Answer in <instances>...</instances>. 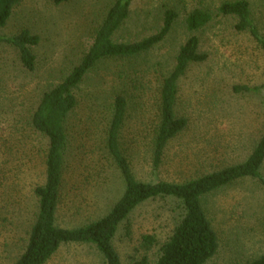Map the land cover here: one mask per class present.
<instances>
[{"label":"rangeland","instance_id":"1","mask_svg":"<svg viewBox=\"0 0 264 264\" xmlns=\"http://www.w3.org/2000/svg\"><path fill=\"white\" fill-rule=\"evenodd\" d=\"M226 0H134L129 17L113 35L120 42L145 38L161 27L165 9L178 14L169 33L147 52L131 58H105L73 90L77 105L67 118V148L57 224L75 227L103 216L123 191V181L104 147L116 93L128 98L120 143L136 179L183 182L214 169L242 162L264 132V100L234 87L264 84V54L235 18L215 13ZM264 34V0H247ZM113 0H20L0 35L28 29L39 37L31 47L36 65L25 70L17 50L0 43V264L22 253L37 211L33 188L44 182L46 138L30 125L43 93L78 64ZM195 8L213 12L194 32L207 59L192 63L178 81L177 116L183 131L152 162V140L159 122L158 93L172 70L180 45L190 35L185 18ZM264 173V167L262 169ZM218 237V250L206 264H250L264 255V193L253 180H239L202 199ZM172 198L139 204L119 224L112 240L122 264L145 255L155 264L161 245L181 219ZM145 234L155 236L149 249ZM45 264H104L91 245L67 243Z\"/></svg>","mask_w":264,"mask_h":264},{"label":"trees","instance_id":"2","mask_svg":"<svg viewBox=\"0 0 264 264\" xmlns=\"http://www.w3.org/2000/svg\"><path fill=\"white\" fill-rule=\"evenodd\" d=\"M19 1L0 0V28L5 25L14 5ZM68 1L53 0L56 5ZM133 1L113 0L78 64L57 85L43 93L31 115V127L47 140L44 182L33 188L37 211L25 247L12 264H45L61 245L67 243L91 245L102 256L104 264H122L112 243L119 224L139 204L155 198L175 199L182 211L180 221L161 245L155 264H206L218 250V237L202 206V199L239 180H253L264 193V132L242 162L211 170L183 182H143L136 179L130 161L122 150L119 134L129 100L124 93H116L112 100L104 147L123 181L122 194L109 211L97 219L75 227L57 224L68 139L67 118L77 105L73 90L100 60L131 58L153 48L169 33L178 17L173 9H165L161 27L155 33L139 41H116L113 35L129 17ZM215 13L235 18V30L247 33L264 54V34L254 22L247 0L223 1ZM212 16L210 10L195 8L185 18V26L190 35L180 45L174 66L163 78L158 93L159 122L152 140V162L155 167L160 164L168 142L187 125L186 118L175 113L178 81L190 64L207 59L206 53L199 50V38L194 32L207 25ZM38 42L39 37L28 29H22L12 36L0 35V43L17 50L19 61L27 71L35 69L36 60L31 47ZM234 89L237 92H251L264 100V84L253 87L241 85ZM155 241L154 235L145 234L141 237V246L147 250ZM147 261L144 255L135 264H147ZM250 264H264V255L255 258Z\"/></svg>","mask_w":264,"mask_h":264}]
</instances>
